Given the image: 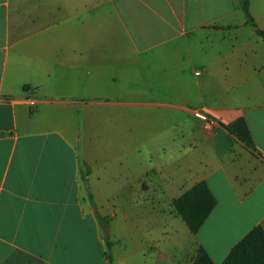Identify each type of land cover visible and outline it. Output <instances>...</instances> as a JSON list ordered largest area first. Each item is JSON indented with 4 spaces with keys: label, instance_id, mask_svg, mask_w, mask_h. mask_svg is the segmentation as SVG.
I'll list each match as a JSON object with an SVG mask.
<instances>
[{
    "label": "crops",
    "instance_id": "crops-1",
    "mask_svg": "<svg viewBox=\"0 0 264 264\" xmlns=\"http://www.w3.org/2000/svg\"><path fill=\"white\" fill-rule=\"evenodd\" d=\"M249 2L255 27L239 0H0V264H109L97 213L111 264H192L199 245L221 264L264 228ZM201 181L218 203L194 235L173 201Z\"/></svg>",
    "mask_w": 264,
    "mask_h": 264
},
{
    "label": "trees",
    "instance_id": "trees-1",
    "mask_svg": "<svg viewBox=\"0 0 264 264\" xmlns=\"http://www.w3.org/2000/svg\"><path fill=\"white\" fill-rule=\"evenodd\" d=\"M239 1L247 22L255 27V22L249 13V0ZM257 33L264 39V32L257 29ZM229 129L246 144H252L250 133L242 119L230 125ZM92 203L95 206L93 201ZM217 203L216 197L205 181L197 183L173 201L176 213L186 222L194 235L202 227ZM97 218L106 241V257L111 264V241L108 236L109 221L98 213ZM192 264H214V262L207 251L199 245ZM221 264H264V228L261 225L255 226L231 249Z\"/></svg>",
    "mask_w": 264,
    "mask_h": 264
},
{
    "label": "built area",
    "instance_id": "built-area-1",
    "mask_svg": "<svg viewBox=\"0 0 264 264\" xmlns=\"http://www.w3.org/2000/svg\"><path fill=\"white\" fill-rule=\"evenodd\" d=\"M199 114V113H198ZM200 115V114H199ZM206 119V118H205ZM209 125H210V122L209 121H207L206 122V124H205V126H206V128H208L209 127Z\"/></svg>",
    "mask_w": 264,
    "mask_h": 264
}]
</instances>
